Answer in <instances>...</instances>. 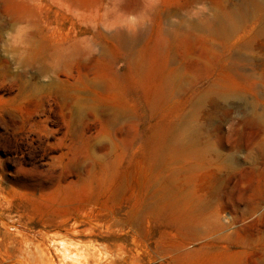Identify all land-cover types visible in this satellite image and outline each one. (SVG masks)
I'll return each mask as SVG.
<instances>
[{
	"label": "rangeland",
	"instance_id": "1",
	"mask_svg": "<svg viewBox=\"0 0 264 264\" xmlns=\"http://www.w3.org/2000/svg\"><path fill=\"white\" fill-rule=\"evenodd\" d=\"M137 2L155 11L138 36L147 45L140 59L153 62L140 69L112 40L125 21L140 18L118 5ZM185 5L180 15L202 10L196 16L205 19L211 3L0 0V264H264V157L251 168L244 154L256 130L233 132L254 94L239 95L237 108L220 104L214 123L223 145L221 172L206 166L184 177L183 190L194 202L211 191L219 173L226 181L205 211L219 216L201 224L208 234L191 240L170 211H145L157 191L151 182L167 173L156 167L158 135L179 123L218 75L226 50L202 39L201 80L186 82L178 100L163 103L166 23L155 14ZM257 51L246 54L258 58ZM258 75L264 94V70ZM228 216L238 217L234 225L226 224Z\"/></svg>",
	"mask_w": 264,
	"mask_h": 264
},
{
	"label": "bare ground",
	"instance_id": "2",
	"mask_svg": "<svg viewBox=\"0 0 264 264\" xmlns=\"http://www.w3.org/2000/svg\"><path fill=\"white\" fill-rule=\"evenodd\" d=\"M210 3L205 19H197V13L203 12L202 10H190L191 12L180 15L179 10L187 5L169 8L163 14H155L157 19H162L166 23L163 30L167 43L166 51L159 63L166 76L158 93L165 105L178 100L186 82L196 84L195 79L201 80L198 76L205 70L201 60L204 56L201 48L202 39H213L226 47L221 57L218 75L212 77L211 82L188 104L187 111L182 112L181 121L167 125L156 140V167L163 168L167 173L162 179L151 182L157 191L161 190V194L153 192L152 201L146 204L145 211L153 213L158 208L165 210L164 213L170 211L172 216L179 219L184 235L190 239L200 233L208 234L207 228L202 230L201 224L205 221L208 224L213 222L211 218V221L207 222L210 214L207 215L208 212L206 214L205 211L219 200L220 192L226 184L220 176L221 173L217 174L219 177H215L217 180L214 179L212 188L210 186L211 191L208 190L195 202L183 190V185L187 183L184 177L198 169L213 166L218 172L222 170L220 158L223 145L218 136L219 126L214 123L221 114L219 111L222 102L237 108L242 103L237 100L239 95H255V103L247 101L250 109L245 111L240 120L242 127L232 131L242 136L240 132L245 126L256 130L249 139L250 145L244 154V159L252 160L251 168L259 167L258 159L264 157V110L256 107L257 104H263L264 97L258 75L259 71L264 70V0H210ZM117 8L140 13L138 22L125 21L126 28H119L112 33V40L115 41L117 49L127 53L130 63L139 69L143 64H151L153 62L151 60L140 59L147 45L140 44L138 36L148 30V26H145L146 17L154 16L155 11L144 7L140 2L133 5H118ZM173 16L179 20L172 22ZM158 27L162 30L160 25ZM253 48L260 53L258 58L246 54V51ZM243 64L255 67L245 71L241 69ZM185 103H188V100L184 99L182 105ZM227 168L229 171L235 169L231 165ZM190 200H193V205L185 206L184 202ZM249 209L256 210L257 206ZM212 216L216 220L219 218L217 211H214ZM131 218L133 215H127L125 220ZM237 218L228 216L226 224L234 225ZM218 225L219 228H225L224 224ZM241 243L250 244L251 238H243Z\"/></svg>",
	"mask_w": 264,
	"mask_h": 264
}]
</instances>
